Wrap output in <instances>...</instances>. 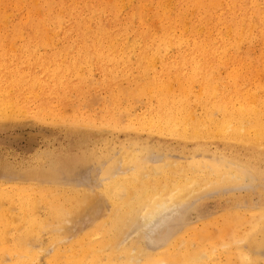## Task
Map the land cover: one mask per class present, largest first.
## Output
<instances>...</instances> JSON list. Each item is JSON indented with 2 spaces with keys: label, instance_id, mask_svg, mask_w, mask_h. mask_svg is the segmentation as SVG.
Masks as SVG:
<instances>
[{
  "label": "bare ground",
  "instance_id": "1",
  "mask_svg": "<svg viewBox=\"0 0 264 264\" xmlns=\"http://www.w3.org/2000/svg\"><path fill=\"white\" fill-rule=\"evenodd\" d=\"M117 1L0 0V39L73 43L62 55L0 68V124L31 112L27 101L38 98L47 78V98L77 102L71 117L46 107L58 120L50 123L97 136L90 132L92 146L63 168L67 192L51 200L47 220L36 217V195L50 197L59 186L13 189L28 219L14 246L1 250L16 251V264H200L219 251L192 243L182 252L180 236L202 239L197 223L210 229L250 217L243 241L251 248L239 257L245 264L264 259V198L245 206L262 178L255 164L254 172L242 166V157L264 158V0ZM42 109L35 119L47 115ZM46 153L26 176L63 179L44 167ZM82 168L99 177L86 184L67 177ZM234 193H246L237 197L242 208L257 211H242ZM222 199L227 204L213 215L189 211ZM16 208L12 193L0 189V241ZM85 215L90 225L77 238ZM45 233L44 243L71 245L64 260L42 248Z\"/></svg>",
  "mask_w": 264,
  "mask_h": 264
},
{
  "label": "rangeland",
  "instance_id": "2",
  "mask_svg": "<svg viewBox=\"0 0 264 264\" xmlns=\"http://www.w3.org/2000/svg\"><path fill=\"white\" fill-rule=\"evenodd\" d=\"M109 1L113 2L114 0L113 1L109 0ZM123 1L125 3H128L130 0H122V2ZM117 2H120V0H118ZM124 2L122 4H125ZM13 6H14L13 9H15V6L17 8V5L15 3H13ZM0 9H1V6H0ZM0 32H3L1 28H0ZM12 43H13L12 47H9ZM72 45H73L72 42L53 40V39L50 40L49 43L48 42L41 43V42H27L25 40H20V39L15 40V39L1 38L0 39V68L4 64H9V65L22 64L23 65L29 62L35 63L38 61L47 60L53 57L54 55H58V56L62 55L64 53V47L72 46ZM11 48L14 50L16 49V51L12 50ZM35 48L37 49L35 50ZM61 61L63 63H66L65 59H61ZM40 77L42 78V76ZM42 82L44 84H42ZM46 85L49 88L52 87L51 83L49 82V79L47 78H45L44 81H41L38 83L39 87L37 89L40 90V92H39L37 99H33L32 101H27L28 109L29 111H31L29 113H25L27 114V116L23 114V116L21 115L22 118L21 116L18 117L19 120L17 122L0 124V162H1L0 163L1 164L0 165V185H1L0 189L9 191L12 193V199L13 201H15V206L18 207L19 209V210L17 208L15 209L16 211H14L13 217L12 216L7 217V219L11 221L7 223L8 230L7 231L5 230L6 239L5 241H0V257H1L0 261L3 260L2 258L7 257V255L8 257L11 256V260H9V258L7 257L8 258L7 262H4L5 261L4 259V261H2L3 263L0 262V264H16L17 262L22 261V258L19 260L17 259L19 254H17L16 251L11 252L9 250H1L2 247L11 248L12 246H14V240H16V238L19 236L18 234L23 232V230H21V226H25L23 222L24 218L28 219L27 213L23 212L21 207L18 206L17 197H16L17 193L13 192V189H15L16 186L20 190L46 189L50 187L56 188L59 186L56 192L52 193L53 195H50V197H46V198L43 197L42 193L44 191L41 194L38 193L36 195V198L39 201V204L37 206L38 209L36 210V217L40 218V216H42L43 219L47 220L49 218L48 210L50 208L51 200L64 199L65 194L67 192L66 191L67 187H63L67 185L66 178H64L63 176L65 172L63 168H69V166H75L72 160L79 158L80 156H83L86 150L92 146L93 140L91 141V138H90L91 130L90 131L85 130V129L72 130L68 126H57V124L55 125L54 122L57 119H54L53 116L49 114V108H46V107H50L51 108L50 110L57 112V114L58 112L60 113L64 112V115H67V116L70 115L69 117H71L73 115V109H72L73 105H76L77 102L69 101L66 104H60L59 100L56 97L47 98ZM256 92L260 95L258 91ZM87 99H89V97H87ZM47 101H49V103H47ZM85 102H87V100ZM34 103L36 104L34 105ZM52 103L53 104L55 103L56 105H52ZM56 106H57V109H56ZM42 107L43 109L41 111L44 113L46 112L47 115L44 114L40 119L39 118L35 119L36 113H38ZM84 111L86 113H89L91 109H89V106H88V108L86 107V109L83 110V112ZM51 116H52V119L54 120V122L52 121L53 123L52 122L50 123V121L52 120V119L50 120ZM106 132L107 133L110 132V133L107 134ZM106 132L104 133L105 137H110L112 136V134L115 136L116 135L121 136L119 133L114 132V131L113 132L106 131ZM91 136L97 139V136H95L93 132H91ZM44 152L45 153L49 152L48 153L49 160H48V163L44 165V167H46L47 169H51L52 172L54 173H60L63 176V179L59 180V179H55L50 176L48 178L40 177L38 179L31 180L30 178L26 176L31 170H34L37 167L41 166L42 163L39 162V157L42 156ZM45 155H47V153ZM62 157L63 159L67 157L65 160L66 162L63 165L61 164L62 162L59 161ZM242 158H245L243 159L242 166L248 171L251 170L252 172H254L255 168L253 167V164L257 166V168L259 169V174H260V176L258 177L262 178L261 184L264 186V158L261 159L262 160L261 162L260 160L259 162H256L254 161V159L249 158V157H242ZM38 163H40V165ZM4 167H6V169H4ZM91 167L94 168L93 165L88 168H91ZM88 168H82L76 172H71L69 173L70 176H67V177H69L70 180L72 181H73V178H78V181L82 180L83 182L82 184H86L88 180L89 182L92 180V183H93L95 182L94 179L96 177L97 178L99 177L98 176L99 174L98 173L96 174L93 168L92 169H88ZM85 171H87L88 173ZM91 172L92 173L94 172V175L91 174ZM7 174H11V175H7ZM81 175L83 176V178ZM94 176L96 177L94 178ZM79 177L81 180L79 179ZM85 179H88V180L85 181ZM262 187L258 188L252 193L253 197H251L250 195L249 198H247L249 202L246 203L245 206L246 205L255 206L254 203L255 202L258 203L259 198L262 201V199L264 198V196L262 195V192L264 190H261ZM98 195H99V192L97 191V194H95V197L97 198ZM245 195L247 194L246 193H243V194L234 193V194H230L229 196H235L237 199V197H242V196L244 197ZM101 200H102V206L104 207L106 205V200L104 196L102 195H100L98 203H100ZM238 200L239 199H237V201ZM226 201L228 200L222 199L221 201L210 200L208 202H202L196 206H193L189 211H191L194 208H197L198 214L204 213V216L202 215L199 216V218H203L207 215H213L215 212H217V209L224 207L227 204ZM7 202H10L11 204H13L12 201H7ZM98 205L99 207H102L100 206V204ZM236 205H238L239 208L242 209V211L252 210L249 207L242 208L244 204H241L239 201L236 203ZM253 208L255 209L252 210V213L256 212L258 207H253ZM2 210L3 209H0V212ZM182 211L184 214L189 212L187 211V209H182ZM189 214L190 213H188V216ZM89 217L90 215L89 216L85 215L81 217L82 219L80 222L82 224L79 226L82 228H79L77 232L75 233V234H78L77 238L80 237L81 235H84V233L87 231L86 230L83 233H79L80 229L85 230L87 229V226L90 225L88 224ZM249 219L250 217L233 218L231 220L226 221L229 226L219 225L216 227H211L210 229L204 228L205 226L204 223H202V225L201 223H197L198 226H201L198 231L199 233L202 234L201 235L202 239H198V235H194V234H184L183 236H180V240L182 241L181 251L183 252L186 249L185 247L186 245H192V243L198 244L200 247L204 249V251L211 250L212 248H215L219 251L216 253V255L213 258L204 260L200 262V264H245L244 260L240 258L239 256L243 248H244L243 254L248 253L247 251L251 248V246H249L246 242L243 241V238L246 237L250 233L251 220ZM72 227L73 228L75 227V223L72 224ZM17 231H20V232L16 234ZM48 236H49L48 233L44 234V237L41 241V245H43L42 248L50 252L48 254L50 256L53 255L56 250V251H59V254L64 257V255L66 254L65 251L69 249L71 245L67 244L66 241L59 243L57 245L55 244L56 242H54L53 240H49L47 243H44V238ZM75 250L79 251L80 247H77ZM170 250L172 254L177 252L175 249H172V248H170ZM2 255H5V257H3ZM64 259L65 257L63 258V260ZM15 260L16 262L12 263V261H15ZM9 261L11 263H8ZM36 262L34 263L37 264L39 262V264H45L44 258L42 259V261H38L37 263ZM57 264H61V263H57ZM63 264H66V263H63ZM247 264H264V259L256 261L255 263L248 262Z\"/></svg>",
  "mask_w": 264,
  "mask_h": 264
}]
</instances>
